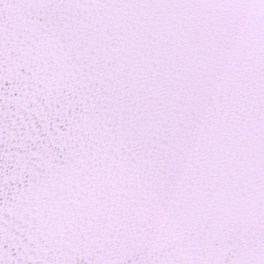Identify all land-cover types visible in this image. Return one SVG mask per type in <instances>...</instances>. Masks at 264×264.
Masks as SVG:
<instances>
[{"label": "snow or ice", "instance_id": "1", "mask_svg": "<svg viewBox=\"0 0 264 264\" xmlns=\"http://www.w3.org/2000/svg\"><path fill=\"white\" fill-rule=\"evenodd\" d=\"M0 264H264V0H0Z\"/></svg>", "mask_w": 264, "mask_h": 264}]
</instances>
